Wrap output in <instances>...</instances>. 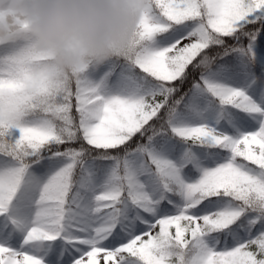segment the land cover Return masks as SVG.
Segmentation results:
<instances>
[{"label": "snow or ice", "instance_id": "1", "mask_svg": "<svg viewBox=\"0 0 264 264\" xmlns=\"http://www.w3.org/2000/svg\"><path fill=\"white\" fill-rule=\"evenodd\" d=\"M0 264H264V0H146L72 75L0 44Z\"/></svg>", "mask_w": 264, "mask_h": 264}, {"label": "clouds", "instance_id": "2", "mask_svg": "<svg viewBox=\"0 0 264 264\" xmlns=\"http://www.w3.org/2000/svg\"><path fill=\"white\" fill-rule=\"evenodd\" d=\"M146 0H0V44L24 35L51 66H102L132 39Z\"/></svg>", "mask_w": 264, "mask_h": 264}]
</instances>
